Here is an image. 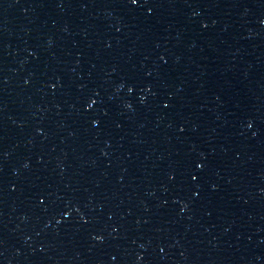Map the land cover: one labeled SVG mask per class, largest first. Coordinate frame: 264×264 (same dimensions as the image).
<instances>
[{
    "label": "water",
    "instance_id": "95a60500",
    "mask_svg": "<svg viewBox=\"0 0 264 264\" xmlns=\"http://www.w3.org/2000/svg\"><path fill=\"white\" fill-rule=\"evenodd\" d=\"M0 264H264V0H0Z\"/></svg>",
    "mask_w": 264,
    "mask_h": 264
},
{
    "label": "snow or ice",
    "instance_id": "6c2138e0",
    "mask_svg": "<svg viewBox=\"0 0 264 264\" xmlns=\"http://www.w3.org/2000/svg\"><path fill=\"white\" fill-rule=\"evenodd\" d=\"M128 3H129L130 5L135 6V5H137V4L139 3V0H128ZM149 11H152V9H149ZM128 90H129L130 92L133 91V87H129ZM93 103H95V101H92L91 103H89V104L87 105V107L90 108V107L92 106ZM165 106L167 107V105H165ZM93 123H96V121H93ZM249 127H251V125H249ZM197 167H198V168H203V164H197ZM193 179H196V177H193ZM65 215H68V213L66 212ZM97 239H101V237L98 236Z\"/></svg>",
    "mask_w": 264,
    "mask_h": 264
}]
</instances>
